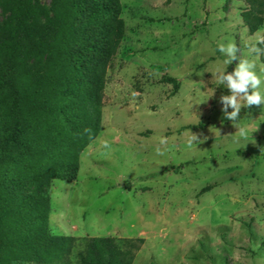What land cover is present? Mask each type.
<instances>
[{
    "label": "rangeland",
    "instance_id": "obj_1",
    "mask_svg": "<svg viewBox=\"0 0 264 264\" xmlns=\"http://www.w3.org/2000/svg\"><path fill=\"white\" fill-rule=\"evenodd\" d=\"M121 4L125 34L107 70L99 134L75 181L45 187L50 234L114 237L132 264H264V106L242 107L233 124L217 79L235 67L218 44L234 41L264 80L248 51L264 27L250 35L246 4L235 0ZM85 247L57 264H79Z\"/></svg>",
    "mask_w": 264,
    "mask_h": 264
},
{
    "label": "trees",
    "instance_id": "obj_2",
    "mask_svg": "<svg viewBox=\"0 0 264 264\" xmlns=\"http://www.w3.org/2000/svg\"><path fill=\"white\" fill-rule=\"evenodd\" d=\"M235 1L246 4L250 35L264 27V0ZM121 13V0H0V264H57L82 242L79 264H132L114 237L50 234L45 191L77 179L80 155L99 134Z\"/></svg>",
    "mask_w": 264,
    "mask_h": 264
},
{
    "label": "clouds",
    "instance_id": "obj_3",
    "mask_svg": "<svg viewBox=\"0 0 264 264\" xmlns=\"http://www.w3.org/2000/svg\"><path fill=\"white\" fill-rule=\"evenodd\" d=\"M218 50L226 57L224 63L235 62V67L231 72L220 71L217 75L219 83L225 85L230 93L220 97L223 103L224 118L234 124L239 120L242 107L250 109L253 106H264V92L261 91L264 80L255 71L254 60L238 56L240 49L234 41L226 44L219 43ZM248 51L249 55H264V36L257 33L255 42L248 46ZM229 107L233 109L230 113L227 111ZM240 133L243 135L244 129H240ZM191 138L192 140L198 139L197 134L192 133ZM159 151L158 148L157 152Z\"/></svg>",
    "mask_w": 264,
    "mask_h": 264
}]
</instances>
